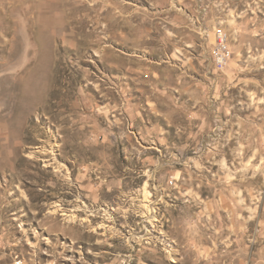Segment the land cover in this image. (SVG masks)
<instances>
[{
    "label": "rangeland",
    "instance_id": "obj_1",
    "mask_svg": "<svg viewBox=\"0 0 264 264\" xmlns=\"http://www.w3.org/2000/svg\"><path fill=\"white\" fill-rule=\"evenodd\" d=\"M0 264H264V0H0Z\"/></svg>",
    "mask_w": 264,
    "mask_h": 264
},
{
    "label": "built area",
    "instance_id": "obj_2",
    "mask_svg": "<svg viewBox=\"0 0 264 264\" xmlns=\"http://www.w3.org/2000/svg\"><path fill=\"white\" fill-rule=\"evenodd\" d=\"M214 33L215 40L212 46V57L215 67L223 70L234 57L230 35L222 27L216 28Z\"/></svg>",
    "mask_w": 264,
    "mask_h": 264
}]
</instances>
